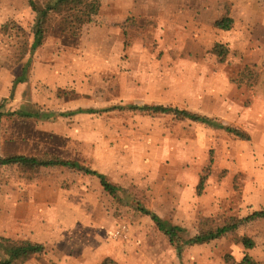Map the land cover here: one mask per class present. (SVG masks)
<instances>
[{
	"label": "rangeland",
	"instance_id": "374dc122",
	"mask_svg": "<svg viewBox=\"0 0 264 264\" xmlns=\"http://www.w3.org/2000/svg\"><path fill=\"white\" fill-rule=\"evenodd\" d=\"M50 1L34 0L40 11ZM36 21L28 0H0V159L76 162L121 191L73 169L0 166V238L45 248L22 264H264V219L239 227L252 250L221 239L179 256L139 211L188 241L264 209V0H89L49 18L34 47ZM130 106L186 110L251 140Z\"/></svg>",
	"mask_w": 264,
	"mask_h": 264
},
{
	"label": "trees",
	"instance_id": "16d2710c",
	"mask_svg": "<svg viewBox=\"0 0 264 264\" xmlns=\"http://www.w3.org/2000/svg\"><path fill=\"white\" fill-rule=\"evenodd\" d=\"M30 7L32 10L37 14V21L36 25L34 27V47L42 45L45 40V34H46V26L48 23L49 18L62 14L63 12L69 13V14H75L81 11V9L88 4L89 0H51L49 4L46 6V8L42 11H40L34 0H28ZM228 13L222 17L220 20L217 21L215 24L216 28L223 31L228 32L234 29L235 21L230 16V10L227 11ZM217 51H219L220 56L228 55V50L223 48L222 46L217 47ZM117 108H113L115 110ZM121 110L125 108H119ZM130 110L138 111L146 113L150 116H157V115H170L173 116L181 121H189L197 124H201L216 130L224 131L230 135H233L243 141H250L251 137L241 131L240 129L225 126L222 123H219L218 121L211 119L206 116H200L194 113H191L186 110H180L178 108H172V107H165V106H143V107H137V106H130ZM111 110H102V112L96 111V110H78L75 112H69V113H60L57 116L58 117H72L79 114H99V113H107ZM22 117L26 118H50L55 116V114H33V113H25L20 112ZM2 115H0V121H1ZM0 166L6 167V166H18V167H25L29 170L40 169H54V168H68L73 169L78 172L83 173L84 175H89L92 177H96L99 181L101 186L110 193L111 195H116L121 191L120 188L114 186L113 184H110L107 177L103 174H100L98 172H95L89 168H85L78 163L74 162H68L61 159H37L33 157H24V156H18L14 158H7V159H0ZM204 185V178L202 179V182L199 187H203ZM139 211H141L146 216H149L152 221L156 224L158 230L165 235V237L168 238L170 244L175 247L177 250V253L179 256H181L183 248L184 247H192V246H198V245H205L210 244L214 241L221 240V239H229L237 244H241L245 249L252 250L255 248V242L247 237H240L238 236V230L239 227L242 224H247L250 222H253L258 219H264V209L261 211L255 212L251 216L247 217L245 220H237L232 218V223L227 224L225 226H219L216 228H210L207 230H202L199 232V234L188 241L183 239V234L186 233V230L170 225L169 223L163 221L157 214L139 206ZM207 224L211 223L213 224V220H206ZM9 244H13L11 240L0 238V254L4 253L7 255V258H4L0 261V264H22V261L29 259L33 256H39L45 253L44 246L30 242L25 241L21 244L15 245L14 247L8 246ZM246 261V258L245 260ZM101 264H118L116 261L111 259L104 260Z\"/></svg>",
	"mask_w": 264,
	"mask_h": 264
},
{
	"label": "crops",
	"instance_id": "0c3cea01",
	"mask_svg": "<svg viewBox=\"0 0 264 264\" xmlns=\"http://www.w3.org/2000/svg\"><path fill=\"white\" fill-rule=\"evenodd\" d=\"M189 216H193V220H198V219H200L202 217V214H201L200 211H197V212L194 211L193 214H190ZM164 259H166L165 256H162V254L160 252L155 251L154 254L152 255V259L151 260L154 262V261H162ZM116 262L118 264H128L126 262V259L125 258L117 259Z\"/></svg>",
	"mask_w": 264,
	"mask_h": 264
},
{
	"label": "built area",
	"instance_id": "2783aa9c",
	"mask_svg": "<svg viewBox=\"0 0 264 264\" xmlns=\"http://www.w3.org/2000/svg\"><path fill=\"white\" fill-rule=\"evenodd\" d=\"M123 232H124V229L118 230L116 233V237H119L120 235H122Z\"/></svg>",
	"mask_w": 264,
	"mask_h": 264
}]
</instances>
